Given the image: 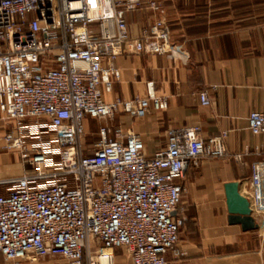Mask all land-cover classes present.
<instances>
[{
	"label": "built area",
	"instance_id": "obj_1",
	"mask_svg": "<svg viewBox=\"0 0 264 264\" xmlns=\"http://www.w3.org/2000/svg\"><path fill=\"white\" fill-rule=\"evenodd\" d=\"M139 0H0V114L10 124L3 149L34 170L0 181V255L5 264L32 256L67 264H113L114 250L131 264H167L186 221L177 180L190 165L226 156V133L204 139L199 128L170 129L166 146L147 155L139 136L98 129L87 151L88 123L122 112L144 118L167 107L149 85L146 98L106 99L120 79L116 60L149 54L186 62L167 24L151 22L130 36L125 14ZM157 12L160 5L151 2ZM200 104L209 106L205 92ZM264 137V106L248 117ZM113 134L111 138L110 135ZM249 154V153H245ZM245 200L264 239V149L253 153ZM240 162L242 155L232 157Z\"/></svg>",
	"mask_w": 264,
	"mask_h": 264
},
{
	"label": "crops",
	"instance_id": "obj_2",
	"mask_svg": "<svg viewBox=\"0 0 264 264\" xmlns=\"http://www.w3.org/2000/svg\"><path fill=\"white\" fill-rule=\"evenodd\" d=\"M139 1L137 9L125 14L130 36L143 39L151 22L162 19L187 60L145 53L117 58L120 79L106 99L146 98L151 84L154 96L167 107L151 108L144 118L120 112L113 128L139 136L147 155L166 146L170 129L197 127L204 139L227 134L225 157L190 165L176 181L184 189L186 221L177 245L182 256L169 252L167 264H264V239L256 230L231 222L227 208L230 193L247 195L253 153L264 149V137L248 129L249 114L264 106V47L258 43L264 31V0ZM151 2L160 5L159 11L150 9ZM200 92L208 95L209 106L200 104ZM3 120L0 114V150L6 134ZM236 154L242 155L240 162L232 158ZM9 163L0 155V167ZM2 174L0 181L9 180ZM120 251L124 255L114 254L113 264H131L128 254ZM0 264H5L2 255ZM13 264L67 262L29 256Z\"/></svg>",
	"mask_w": 264,
	"mask_h": 264
},
{
	"label": "rangeland",
	"instance_id": "obj_3",
	"mask_svg": "<svg viewBox=\"0 0 264 264\" xmlns=\"http://www.w3.org/2000/svg\"><path fill=\"white\" fill-rule=\"evenodd\" d=\"M261 39L259 40V44H262L264 47V31H261ZM3 124L5 125V132H7V130L10 129V124L8 123V121L3 120L2 121ZM113 124H115V122H110L109 120H100V121H91L89 123V127L86 129V133H85V137L83 140V144L84 146H86L87 151L91 150V146L92 144L96 143L98 140V129L101 126H112ZM0 155H4L5 157L8 158V160L10 161L9 165H7L6 167H0V173H3V179H15V178H19L22 177L23 175H25L28 172H31L34 170V167H31L30 165H28L26 162L22 161L19 158V155L17 152L15 151H8L5 149L0 150ZM201 161V160H200ZM114 254H122L124 255V253L120 250H114Z\"/></svg>",
	"mask_w": 264,
	"mask_h": 264
},
{
	"label": "water",
	"instance_id": "obj_4",
	"mask_svg": "<svg viewBox=\"0 0 264 264\" xmlns=\"http://www.w3.org/2000/svg\"><path fill=\"white\" fill-rule=\"evenodd\" d=\"M227 208L231 222L241 224L246 229L254 230L256 228L254 221L250 217L249 205L245 198L241 197L238 192L229 194Z\"/></svg>",
	"mask_w": 264,
	"mask_h": 264
}]
</instances>
